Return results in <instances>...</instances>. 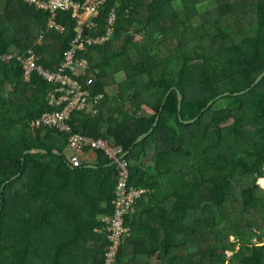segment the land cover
Wrapping results in <instances>:
<instances>
[{"label": "trees", "instance_id": "16d2710c", "mask_svg": "<svg viewBox=\"0 0 264 264\" xmlns=\"http://www.w3.org/2000/svg\"><path fill=\"white\" fill-rule=\"evenodd\" d=\"M208 2L214 12L200 15ZM113 8L111 39L80 54L89 63L81 80L94 75L91 102L99 114L77 111L69 123L75 133L115 140L136 161L131 184L148 192L138 201L147 205L142 226L150 234L137 241L145 252L133 256L148 264H264V79L235 95L264 72V0H109L88 34L107 32ZM58 19L64 33L49 29L48 15L25 0H0V55L35 48L42 65L58 69L76 37L70 14ZM116 83L112 99L106 88ZM53 90L37 73L26 82L17 59L0 62V264L104 261L101 219L112 212L116 168L101 153L98 167L75 168L66 154L69 134L31 128L59 109ZM178 91L182 119L200 116L196 123L180 121ZM158 115L153 132L131 150ZM154 151L153 175L142 173L140 157ZM126 239L116 264L127 260Z\"/></svg>", "mask_w": 264, "mask_h": 264}, {"label": "built area", "instance_id": "2783aa9c", "mask_svg": "<svg viewBox=\"0 0 264 264\" xmlns=\"http://www.w3.org/2000/svg\"><path fill=\"white\" fill-rule=\"evenodd\" d=\"M109 0H25L27 6L48 15V27L51 30L64 33L66 27L57 22L59 14H70L76 22V37L71 48L67 51L62 65L51 70L40 63V56L35 48L18 55L16 52L1 56L0 62L17 59L23 70L24 80L30 82L32 76L37 73L47 83L54 86L52 104L59 107L58 110L47 112L43 116L31 122L32 129L52 128L70 135L69 148L73 151L70 163L75 168L81 167V157L86 152L103 154L108 162L115 166L117 181L112 201V212L102 217V232L108 240V245L102 264H116L120 250L129 233L126 218L132 211L137 201L145 193L144 189L131 184V162L127 157L124 147L115 140L103 137H93L90 133H75L69 123L73 113L84 111L91 105V89L94 83V75L81 80L87 74L89 63L80 58L82 52L90 47L101 46L108 42L114 31L117 13L113 8L108 18V30L104 35L93 36L88 31L97 27V21L103 8ZM44 36L37 45L43 44Z\"/></svg>", "mask_w": 264, "mask_h": 264}, {"label": "crops", "instance_id": "0c3cea01", "mask_svg": "<svg viewBox=\"0 0 264 264\" xmlns=\"http://www.w3.org/2000/svg\"><path fill=\"white\" fill-rule=\"evenodd\" d=\"M121 78H123L122 74L117 76L118 81ZM115 85L118 86L117 83L112 84V85L109 84V86L106 88L107 94L112 99L115 98L119 92V89H118V92H115V93L113 92V90H111L112 86H115ZM127 106H128V109L133 110L132 105L128 104ZM93 107H94L93 103L91 102L89 109L91 111H93L94 113H96L97 109L93 108ZM91 108H93V109H91ZM142 114H144V111L142 112ZM113 120H114L113 117H111V116L108 117L109 123H113ZM66 154H67V157L70 158L73 156V151L69 147H67ZM155 157H156V151H154L153 154H151V155H144V156L142 155L140 157L138 166H139L142 173H148V174L153 175L154 171H153L152 165L154 163ZM99 158H100V156L98 155V153L88 151L84 155H82L81 160H82L83 165H86L90 168H96V167H98L97 165H98V162L100 160ZM129 160L131 162V166L135 167L136 161L131 157ZM143 179H145V178H143ZM143 179L139 180L138 182L140 184H145V180H143ZM141 189L145 190L144 194L148 193L147 190L144 188V186ZM146 208H147V205L144 202L138 201L137 204L133 207L132 211L130 212L129 225H128L129 234L127 236V239H132V241L125 245V247L127 248V254H126L127 260H126L125 264H148L147 258L141 257L139 255L133 256V254L136 255V253L145 252V250H146L145 249L146 247L144 244L137 242L139 240L146 239L148 234H150V231L146 232L144 226H142V223L148 222L149 221L148 218H150V217L143 216V213L145 212ZM153 222H155V221H153ZM132 227L136 230V232L132 233ZM134 240H136V241L133 242ZM131 255L134 257L133 259L130 258ZM152 264H163V263L152 261Z\"/></svg>", "mask_w": 264, "mask_h": 264}, {"label": "water", "instance_id": "95a60500", "mask_svg": "<svg viewBox=\"0 0 264 264\" xmlns=\"http://www.w3.org/2000/svg\"><path fill=\"white\" fill-rule=\"evenodd\" d=\"M263 79H264V72L261 73V74L256 78V80L250 85V87H249L248 89H246V90H244V91H241V92H237V93H235V95L238 96V95H242V94L247 93V92L250 91L252 88H254L256 85H258V83L261 82ZM170 92H171V91H169V93H170ZM169 93L166 95V98L168 97ZM228 95H231V93H230V92H227V93H225V94H222V95L218 96L216 99L212 100V101L208 104L207 108H206L204 111H206L209 107H211V106L216 102V100H219V99H221L222 97H224V96H228ZM178 96H179V119H180V121L183 122V123H186V124L196 123L200 116H199L198 118H196V119L191 120V121H185V120L182 119V116H181V108H183L184 95L182 94V92L178 91ZM162 111H163V107L161 108V112H162ZM159 119H160V115L157 116V118H156V120H155L153 126L151 127V129H150L147 133L140 135V136L136 139V141L133 143V145H132V147H131V150H132V149H133L138 143L142 142L145 138H147V137L153 132L154 128H155V127L157 126V124H158ZM131 150H130V151H131ZM30 152H31V153H38V152H41V153H48L49 151H48V150H45V149H32ZM55 153H56V154H61L59 151H55ZM128 153H129V152H128ZM128 153H127V154H128ZM110 166H112V164H110ZM19 176H20V175L14 177L13 180H16ZM2 182H3V177L0 175V184H1ZM7 184H8V182H7V183H4V185H3V190H4V188H5V186H6Z\"/></svg>", "mask_w": 264, "mask_h": 264}, {"label": "rangeland", "instance_id": "374dc122", "mask_svg": "<svg viewBox=\"0 0 264 264\" xmlns=\"http://www.w3.org/2000/svg\"><path fill=\"white\" fill-rule=\"evenodd\" d=\"M242 1H246V0H242ZM241 4H237L236 5V7H238V6H240ZM245 6V8H247V7H249L248 6V4H245L244 5ZM250 8V7H249ZM199 9L201 10V13H200V15H205L207 12H210V13H213L214 12V10H215V5H214V3L213 2H208V3H206V4H203V5H200L199 6ZM205 10V11H204ZM246 10V9H245ZM204 11V12H203ZM247 14H246V12H244L243 11V14L244 15H247L248 16V14H251L252 13V10L251 9H247ZM236 16H237V18H239V14L237 13L236 14ZM245 21H248V17H246L245 18ZM58 23H59V19H58V21H57ZM59 24H61V23H59ZM56 31V30H55ZM122 79L123 78H121L119 81L121 82L122 81ZM118 86L117 85H115V86H112V89L111 90H113V92L115 93V92H118ZM171 91V90H170ZM169 93V92H168ZM167 93V94H168ZM170 94V93H169ZM260 183L263 185V187H264V178H262L261 180H260ZM229 242H230V244H233V245H235L237 242H236V237L235 236H230V238H229ZM255 242H257V241H255ZM254 242V243H255ZM233 252H228L227 254H226V257L227 258H230V257H232L233 256Z\"/></svg>", "mask_w": 264, "mask_h": 264}]
</instances>
